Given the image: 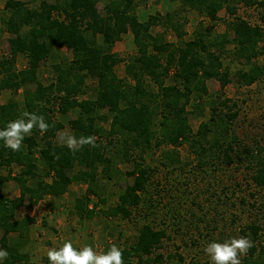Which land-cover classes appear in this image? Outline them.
Segmentation results:
<instances>
[{"label": "trees", "instance_id": "1", "mask_svg": "<svg viewBox=\"0 0 264 264\" xmlns=\"http://www.w3.org/2000/svg\"><path fill=\"white\" fill-rule=\"evenodd\" d=\"M137 1L110 0L105 6L104 16L96 10L97 0L42 1L34 9L14 0L5 2L4 10L9 12V16L3 24L9 35V50L0 59V93L4 90L12 93L22 90L24 100L23 111L13 101L0 105V129L24 112L43 115L50 127L43 134L34 128L31 135L25 137L18 152L5 148L0 141V249H6L9 253V259L3 264H36L29 260L28 253L19 251L27 241L23 231L32 223L30 218L19 221L14 219L15 211L23 205L30 208L45 197L60 198L74 181L85 183L87 195H95L100 205L105 206L107 202L91 187L96 184L98 164L104 166L103 175L108 176L106 169L109 161L104 156V146L96 141V147L85 146L73 154L67 147L55 144L54 139L62 125L53 122L49 116L53 111L50 107L52 102L56 103L53 106H57L60 114L77 110L78 117L69 122L77 138L81 135H105L95 120H110L106 135L109 138L116 135L122 138V160H130L129 148H139L144 154L158 149L161 144L174 149L187 143L196 158V167L200 170L215 168L214 163L226 167L234 165L236 169L243 167L247 169L251 185L257 190L252 193L264 189V145H240L230 128L236 113L233 110L235 104L229 99L218 94L203 100L205 95L209 96L205 85L207 81L213 79L218 82L220 90L230 83V63L234 59H240L245 66V69L242 66L234 72L240 86L249 87L264 75V66L253 62L258 56L264 60V48H258L263 40L262 29L235 17L238 4L245 7L258 6L263 9L260 22L264 24V2L166 0L169 4L178 2L180 10L189 9L209 21L224 22V32L214 36L210 31H202V22H199L192 40L184 42L181 40L182 25L177 14H173V17L166 13L162 19L159 15L150 16L145 22H139L133 13ZM221 10L231 17L230 21L218 18ZM159 22L176 34L179 39L177 45L167 44L160 35L150 33V29ZM126 27H129L137 49L136 55L125 67L126 78L132 84L117 78L114 67L121 60L111 53L112 45L119 40ZM97 36L101 38V45L96 43ZM55 46L70 49L73 59L66 67H63L62 62H52L50 65L54 80L43 85L37 79V70L40 63L52 59ZM228 46H232V49ZM18 55L26 60L22 70L16 69ZM173 69L172 76L176 82L166 86L164 80ZM145 78H149L156 86V92L146 89ZM86 79L95 81L92 90L94 98L79 102L75 97L83 92L82 85ZM31 84L35 85L32 92L28 90ZM192 98L193 108L200 113L203 111L200 103H205L209 114L207 122L200 123L196 132L190 128L185 110ZM100 110H104L105 114L100 116ZM163 156V160L158 163L167 171L171 170L167 172V176H171L172 168H180L178 154L174 149L164 152ZM131 164V170L126 175L132 178V183L118 196L114 207L100 210L99 213L105 218L128 219L134 211H139L144 222L133 240L121 248L124 264H161L162 255L153 257L154 251L178 233L182 223L178 212L180 207L172 210L175 214L170 226L165 223L166 220L155 222L152 210L161 202L155 198L159 195L157 191L151 195L148 190L153 183L151 179L155 169L144 164V160L131 161ZM13 166L17 168L15 175L9 171ZM74 166L80 170L77 174H70ZM2 171H7V174L4 175ZM9 181L19 191V195L13 199L3 195V188ZM163 191L165 197L176 202V198L181 199L184 194L177 184ZM173 193H176L175 198ZM252 193L249 194L252 199L257 197V194ZM83 200H76V208L90 218L94 214L93 208L85 212ZM171 200L163 203L161 199L168 209L173 203ZM191 203V206L195 204ZM191 216L195 217L196 214L192 213ZM262 216L260 223L246 225L240 230L253 243V247L242 258V264H264ZM197 220L205 221L202 217ZM211 221H207V226ZM11 233L16 234V245L13 246H9L7 241ZM193 243L199 242L193 240ZM171 257L176 258L179 264L184 260L179 254L168 256ZM188 264L209 263L192 259Z\"/></svg>", "mask_w": 264, "mask_h": 264}, {"label": "rangeland", "instance_id": "2", "mask_svg": "<svg viewBox=\"0 0 264 264\" xmlns=\"http://www.w3.org/2000/svg\"><path fill=\"white\" fill-rule=\"evenodd\" d=\"M7 0H0V59L1 56L8 54L7 39L9 35L6 33L3 21L9 16V12L4 10V4ZM24 4L30 9L37 8L42 1L53 3L55 0H14ZM110 0H97L96 10L102 16L105 14V6ZM264 2V0H256ZM262 8L258 6L245 7L242 4L236 6L235 17L245 20L251 26H260L263 33V40L258 44V48H264V24L260 22ZM134 15L139 22H145L150 16L159 15L161 19L166 13L177 14L179 23L182 25L181 32L183 34L182 41L188 42L192 40L195 32L202 22V31H210L211 35L224 32L225 25L222 21H209L208 19L198 16L189 9H181L178 2L169 4L166 0H139L135 3L133 9ZM175 15H173L174 17ZM221 20L230 21L231 17L227 16L224 10L218 13ZM150 33L154 36L160 35L167 44L177 45L179 39L176 34L169 28L162 26L161 22L150 29ZM89 36V33H88ZM90 37V36H89ZM96 43L101 45V38H95ZM232 49V46H228ZM54 56L47 63H40L37 70V79L43 85H48L54 80L51 63H63V67L70 64L73 57L70 49L64 46L54 47ZM137 49L133 43V37L126 27V31L120 34V38L111 47V53L116 55L121 63L114 67L115 75L124 83H131L126 78L125 67L130 60L136 55ZM253 62L260 66H264L262 56L254 59ZM65 63V64H64ZM226 64V63H225ZM26 66V60L23 56L18 55L16 59V69L22 70ZM245 69L240 59H234L230 63V83L220 90V85L211 79L205 83L207 94L204 101L214 95L221 94L222 98H227L235 104L233 110L236 113L235 119L231 122V130L238 138L240 145L244 146H262L264 145V75L249 87L240 86L234 77V72L239 68ZM174 69L170 71L169 77L164 80V85H172L176 81L173 79ZM146 89L150 92H156V86L149 78H145ZM181 89V86H179ZM35 88L34 84L28 86V90L32 92ZM95 88V81L86 79L82 85L83 92L75 97L76 100L88 101L94 98L92 90ZM24 95L22 90L12 93L4 90L0 93V105H6L10 101L15 102L20 111H23ZM56 103L52 102L50 106L52 113L49 114L51 120L62 125L54 139L55 144H59L58 135L61 132H69L73 134L69 122L76 120L77 110H69L66 114H60L57 111ZM194 99L186 107L188 113V123L193 132H196L200 123L207 122L209 114L205 109V103H200L203 111L192 107ZM231 104V103H230ZM228 104V105H230ZM53 106V107H52ZM221 109V108H218ZM100 116L105 114L104 110H100ZM95 119L96 115L93 114ZM105 135L95 136L100 146H104V156L108 160L107 174L103 175L104 166L98 164L96 167L95 186L91 187L99 194L100 197L107 200L105 206L98 203L95 195H87V185L83 182H72L66 193L60 198L45 197L32 207L23 205L15 211L14 219L19 221L24 218H30L32 223L23 231V236L27 240L25 245L19 248L20 252H26L29 260L36 264H49L47 259V251L52 248H58L65 241H71L77 249L88 245L93 247L97 252H106L111 245H116L120 249L125 243L133 240L137 235L138 228L143 224L144 220L139 216V211H134L131 218L122 219L121 217L105 218L100 215V210H107L117 204L118 196L123 192L126 186L132 183V178L126 175L131 170V161L140 162L144 160V164L150 168H154L155 172L149 186L151 195L155 191L158 192L157 202H161L152 210L155 222L166 220L168 226L171 225L176 207H180V228L178 233L174 234L171 241H165L160 248L154 251V255H162L161 264H179L176 258H168L174 254L183 257L181 264H188L192 259L198 262H208L211 264L209 257L204 253L203 249L210 242H223L233 237L244 236L240 232L246 225L260 223L264 215V189L259 192L250 183L249 174L240 167L236 169L234 165L229 167L219 166L207 167L200 170L196 167V158L188 148L187 143L174 148L178 154L179 169L172 168L171 176L167 174L165 168L159 165L162 161L164 152L174 150L171 146L161 144L156 150L146 151L142 154L139 148H129V161L122 160L121 146H123L122 138L118 135L107 137L109 131L110 120H95ZM127 145V144H126ZM132 147V146H131ZM80 168L74 166L70 174H77ZM12 175L17 173L16 167L9 169ZM168 172V173H167ZM5 175L7 171H2ZM167 176V177H166ZM109 177V179H108ZM170 177V178H169ZM177 184L184 192L181 199L176 201L170 197L164 196V191L170 185ZM186 184V186H185ZM167 187H164V186ZM164 187V189H163ZM178 188V187H177ZM255 189V190H254ZM149 193V194H150ZM256 195L254 199L249 195ZM174 194V198L176 193ZM3 195L8 199H13L19 195L16 185L9 181L3 188ZM160 196V197H159ZM180 197V195L178 194ZM173 201L169 205L162 204ZM81 199L85 202V212L93 208V216L88 218L76 208V200ZM160 199V201L158 200ZM191 202H195L192 205ZM176 203V204H175ZM171 208V210H170ZM145 212V211H144ZM196 214L192 217L191 214ZM205 213V216H204ZM150 216V215H148ZM202 217L205 221H198L197 218ZM204 217V218H203ZM214 221L208 225V220ZM146 220V218H145ZM194 224V225H192ZM176 230V229H175ZM201 233L199 236L198 233ZM2 232H0L1 237ZM198 241V244H192V241ZM9 246L16 245V234L11 233L7 237ZM244 256L241 257V260ZM46 262V263H45ZM152 264V263H151Z\"/></svg>", "mask_w": 264, "mask_h": 264}, {"label": "clouds", "instance_id": "3", "mask_svg": "<svg viewBox=\"0 0 264 264\" xmlns=\"http://www.w3.org/2000/svg\"><path fill=\"white\" fill-rule=\"evenodd\" d=\"M49 127L43 115L24 112L19 118L0 129V141L5 148L18 152L25 137L30 136L34 128L43 134ZM58 141L60 146L67 147L73 154L85 146H97L95 136L81 135L77 138L69 132H61ZM251 247L253 243L248 237L238 236L223 242H210L203 251L211 264H242L241 257L246 256ZM8 259V251L0 249V264ZM47 259L49 264H124L122 250L116 245H111L106 252H97L88 245L77 249L71 241H65L58 248L49 249Z\"/></svg>", "mask_w": 264, "mask_h": 264}]
</instances>
